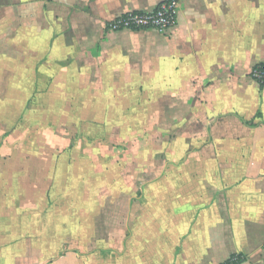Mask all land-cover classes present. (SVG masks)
Returning a JSON list of instances; mask_svg holds the SVG:
<instances>
[{
  "label": "crops",
  "instance_id": "crops-1",
  "mask_svg": "<svg viewBox=\"0 0 264 264\" xmlns=\"http://www.w3.org/2000/svg\"><path fill=\"white\" fill-rule=\"evenodd\" d=\"M161 1L0 0V109L18 112L3 98L29 83L23 96L49 102L30 111L39 129L64 132L1 174L19 197L45 194L55 157L64 172L42 147L72 131L108 147L94 264H264V87L248 75L264 62V0H182L165 33L107 29ZM73 145L88 164L74 178L98 177Z\"/></svg>",
  "mask_w": 264,
  "mask_h": 264
},
{
  "label": "rangeland",
  "instance_id": "rangeland-1",
  "mask_svg": "<svg viewBox=\"0 0 264 264\" xmlns=\"http://www.w3.org/2000/svg\"><path fill=\"white\" fill-rule=\"evenodd\" d=\"M2 84L5 89L6 83ZM27 86L29 83H18L21 94L17 99L3 98V103L17 102L18 112H10L13 108L9 104L0 109V264H94L95 258L89 254L93 245L87 243L89 222L93 218L99 221L105 218L104 190L109 180L105 176L107 146L92 138L76 140L74 132L70 131L65 133L68 140L60 151L53 146L42 147L53 149L55 155L61 156L64 176L57 174L58 157H55L54 170L50 169L44 179L45 194H38L32 201L18 196L16 177L3 178L1 174L11 156L17 155L19 163L28 162L29 152L38 151L41 147L38 144L43 138L47 139V133L54 140L64 134L63 131L39 129L41 113L30 111H35L37 106L45 107L49 102L45 98L23 96L29 93ZM32 125L37 127L29 128ZM74 143H77V154L81 152V156L87 158L92 155L91 164H95L96 170L91 173H97L98 177L90 178L87 173L83 178H74L79 170L77 167L85 163L88 166L86 161L75 163ZM23 165L20 164L18 170L24 171ZM94 205L97 207L93 209ZM97 227L101 228L99 224ZM101 256V264H104L108 257Z\"/></svg>",
  "mask_w": 264,
  "mask_h": 264
},
{
  "label": "built area",
  "instance_id": "built-area-1",
  "mask_svg": "<svg viewBox=\"0 0 264 264\" xmlns=\"http://www.w3.org/2000/svg\"><path fill=\"white\" fill-rule=\"evenodd\" d=\"M181 1L163 0L150 11H126L112 19L107 24V29L111 31L156 29L165 33L175 23ZM248 75L259 87H264V62L254 65ZM242 262L243 258L240 255H232L217 264H242Z\"/></svg>",
  "mask_w": 264,
  "mask_h": 264
}]
</instances>
